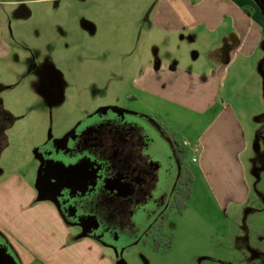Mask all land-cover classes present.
I'll return each instance as SVG.
<instances>
[{"label": "rangeland", "instance_id": "1", "mask_svg": "<svg viewBox=\"0 0 264 264\" xmlns=\"http://www.w3.org/2000/svg\"><path fill=\"white\" fill-rule=\"evenodd\" d=\"M163 2L172 0H0V104L16 119L15 127L7 132L12 139L0 161L12 166L25 163L28 179L37 184L36 144L108 110L146 120L153 119L148 116L152 115L158 122L151 121L152 125L163 139L160 124L170 132H175L173 127L181 130L177 140L188 152L184 162L191 170L197 168L198 155L183 140H195L204 122L188 110L182 113L177 106L149 95L139 83L145 67L162 59L207 54L201 47L210 37L156 28L155 8ZM240 81L239 119L247 129V150L240 160L249 186L259 182L263 187L264 93L254 87L263 84V77L247 74ZM163 107L172 109L171 117L159 116ZM192 120L198 124L190 128ZM199 183H192L186 206L180 201L166 208L169 218L164 230L172 237L167 249L156 250L142 242H131L124 249L123 240L113 249L88 236L101 245L102 257H91L86 249L68 252L64 263L264 264L262 255L251 247L253 206L220 208ZM262 194L255 196L259 210L264 208L260 205L264 190ZM55 207L72 229V239L74 235L87 237L80 226L67 221L58 204ZM262 221L264 225V214Z\"/></svg>", "mask_w": 264, "mask_h": 264}, {"label": "crops", "instance_id": "2", "mask_svg": "<svg viewBox=\"0 0 264 264\" xmlns=\"http://www.w3.org/2000/svg\"><path fill=\"white\" fill-rule=\"evenodd\" d=\"M261 1L160 3L155 8L156 28L179 35L198 32V36L210 37L201 47L207 54L162 59L145 67L139 83L149 95L177 106L182 113L188 110L204 122L195 140H183L198 155L194 183L200 180L199 186L220 208L235 205L238 210L248 203L253 206L250 209V229L254 233L251 247L264 258V208L255 207L258 205L255 196L263 195L264 186L256 182L251 187L245 180L240 157L247 150V129L239 119L236 97L240 78L247 74L263 77V84L254 83V87L264 93V4ZM6 110L9 111L0 104V157L12 139L7 132L16 123ZM171 111L163 107L158 113L161 117H171ZM197 124L194 120L188 121L190 128ZM171 129L178 139L181 130ZM46 142L47 138L36 144L39 175L42 147ZM12 165L0 161V240L18 253L21 263L66 264L64 258L69 253L86 249L91 257H102L97 240L80 235L72 239L74 233L55 207L57 203L38 193L39 179L37 184L28 179L26 164ZM260 205L264 207V202ZM69 239L73 242L69 243Z\"/></svg>", "mask_w": 264, "mask_h": 264}, {"label": "flooded vegetation", "instance_id": "3", "mask_svg": "<svg viewBox=\"0 0 264 264\" xmlns=\"http://www.w3.org/2000/svg\"><path fill=\"white\" fill-rule=\"evenodd\" d=\"M150 116L100 110L42 147L38 193L55 201L84 235L113 249L122 240L124 249L142 242L156 250L172 241L164 230L165 211L175 207L186 167L168 133L158 124L166 139L159 136ZM0 264H22L1 240Z\"/></svg>", "mask_w": 264, "mask_h": 264}, {"label": "trees", "instance_id": "4", "mask_svg": "<svg viewBox=\"0 0 264 264\" xmlns=\"http://www.w3.org/2000/svg\"><path fill=\"white\" fill-rule=\"evenodd\" d=\"M263 70H264V61H263ZM150 116V115H149ZM160 126L168 133L169 138L172 140V143L174 147L177 149L179 159L181 160L182 166L186 167L185 170L183 171V175L179 184L178 192L176 194V201H175V207L179 205L180 201L181 204L186 206V201L191 198V193H192V183L194 182V172L193 170L189 169L184 162V158L187 156L188 152L185 147H182L177 138H176V133L175 132H169V129L162 124Z\"/></svg>", "mask_w": 264, "mask_h": 264}, {"label": "built area", "instance_id": "5", "mask_svg": "<svg viewBox=\"0 0 264 264\" xmlns=\"http://www.w3.org/2000/svg\"><path fill=\"white\" fill-rule=\"evenodd\" d=\"M193 161H194V162L196 161V157H194Z\"/></svg>", "mask_w": 264, "mask_h": 264}, {"label": "water", "instance_id": "6", "mask_svg": "<svg viewBox=\"0 0 264 264\" xmlns=\"http://www.w3.org/2000/svg\"><path fill=\"white\" fill-rule=\"evenodd\" d=\"M41 194V193H40Z\"/></svg>", "mask_w": 264, "mask_h": 264}]
</instances>
